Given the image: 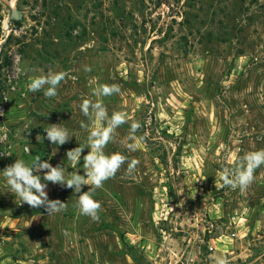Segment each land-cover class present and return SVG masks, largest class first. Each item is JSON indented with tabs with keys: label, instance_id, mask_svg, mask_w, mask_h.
<instances>
[{
	"label": "rangeland",
	"instance_id": "rangeland-1",
	"mask_svg": "<svg viewBox=\"0 0 264 264\" xmlns=\"http://www.w3.org/2000/svg\"><path fill=\"white\" fill-rule=\"evenodd\" d=\"M3 51L0 171L40 157L83 175L66 152L86 145L79 105L100 84L121 88L99 98L109 115L131 118L105 152L140 163L95 190L98 221L73 189L47 182L67 205L47 215L0 175V264H264V166L244 192L218 186L226 156L264 149V0H0V65ZM41 70L68 74L57 96L27 90ZM132 120L148 133L136 151L125 147ZM53 123L69 130L64 145L43 140Z\"/></svg>",
	"mask_w": 264,
	"mask_h": 264
},
{
	"label": "clouds",
	"instance_id": "clouds-1",
	"mask_svg": "<svg viewBox=\"0 0 264 264\" xmlns=\"http://www.w3.org/2000/svg\"><path fill=\"white\" fill-rule=\"evenodd\" d=\"M90 66H85L84 71L90 72ZM68 74L65 71L49 70L46 74L41 70V74L30 78L27 90L31 93H38L44 89V96L51 98L58 94L60 83L65 80ZM121 88L117 84H100L94 88L92 95L98 99H82L79 108L83 116L88 117L91 126L84 121L80 122V127L88 132L86 145H80L66 152L67 160L75 167L83 159V172H72L65 176V167L60 164L53 166L47 160L36 157L31 165L26 164L21 159H16L11 165L6 166L0 175L3 176L11 194L18 196L22 203L28 204L32 208L44 207L47 215H53L63 211L67 205L60 200H50L46 191L47 182L59 184L73 189L77 196L76 206L81 215L90 217L93 221L99 220L101 203L94 199L96 189L103 187L104 182L114 178L117 172L127 163L126 174L135 172L140 161L127 156L121 152H105L106 146L115 141L116 130L131 119L124 111H113L109 115L107 107L104 105L102 97L120 94ZM2 114V113H0ZM142 127L141 123L132 120L128 139L133 141L127 143L125 147L129 151H136L139 144L145 139L148 133L137 137L135 134ZM47 139L53 145H64L72 137L69 130L62 127L60 123L49 124L44 130ZM41 138L37 135L36 140ZM89 151L82 156L84 149ZM30 151V149H25ZM229 165L222 166L218 173L219 187H228L232 190L239 189L246 191L255 180V170L264 166V149L246 152L241 157L226 156ZM43 172V177L38 173ZM43 181V182H42ZM83 186H89L87 191H82ZM177 195H180L179 193ZM213 264H230L226 255H217L211 258ZM264 257H257V261ZM254 264H257L254 261Z\"/></svg>",
	"mask_w": 264,
	"mask_h": 264
},
{
	"label": "trees",
	"instance_id": "trees-1",
	"mask_svg": "<svg viewBox=\"0 0 264 264\" xmlns=\"http://www.w3.org/2000/svg\"><path fill=\"white\" fill-rule=\"evenodd\" d=\"M12 20L18 21V20H15V19H12ZM8 41H9V39L6 41V43ZM2 54L3 55L5 54V56L3 57V61L1 63V65H0V68L4 69V68H6V67H8L10 65V58H9L8 54L5 53L4 51L2 52Z\"/></svg>",
	"mask_w": 264,
	"mask_h": 264
},
{
	"label": "water",
	"instance_id": "water-1",
	"mask_svg": "<svg viewBox=\"0 0 264 264\" xmlns=\"http://www.w3.org/2000/svg\"><path fill=\"white\" fill-rule=\"evenodd\" d=\"M10 17H11V19L21 20L23 17V13L20 10H18L17 8H13L11 10V16Z\"/></svg>",
	"mask_w": 264,
	"mask_h": 264
}]
</instances>
